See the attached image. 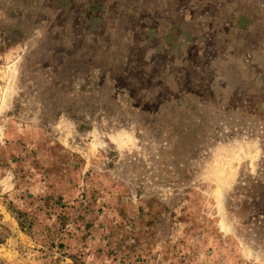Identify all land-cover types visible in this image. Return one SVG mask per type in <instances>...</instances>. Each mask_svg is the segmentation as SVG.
<instances>
[{"label": "rangeland", "instance_id": "374dc122", "mask_svg": "<svg viewBox=\"0 0 264 264\" xmlns=\"http://www.w3.org/2000/svg\"><path fill=\"white\" fill-rule=\"evenodd\" d=\"M0 264H264V0H0Z\"/></svg>", "mask_w": 264, "mask_h": 264}]
</instances>
